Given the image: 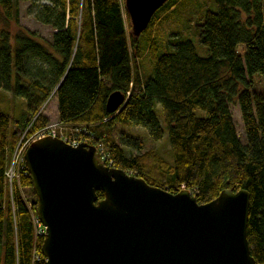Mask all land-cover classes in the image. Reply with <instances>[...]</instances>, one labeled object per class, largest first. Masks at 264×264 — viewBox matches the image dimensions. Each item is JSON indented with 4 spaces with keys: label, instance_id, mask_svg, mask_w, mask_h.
I'll return each instance as SVG.
<instances>
[{
    "label": "trees",
    "instance_id": "obj_1",
    "mask_svg": "<svg viewBox=\"0 0 264 264\" xmlns=\"http://www.w3.org/2000/svg\"><path fill=\"white\" fill-rule=\"evenodd\" d=\"M26 1L53 32L45 42L22 27L15 33L0 27V91L25 111L0 108V264H46L44 237H37L33 222L37 202L30 208L16 192L13 212L5 202L6 177L19 133L54 121L86 126L92 144H107L112 165L172 193L189 188L200 203L227 188L246 189L251 255L264 264V0H216L215 9L203 11L194 26L208 55L180 37L164 51L150 33L158 12L174 9L175 0L156 11L139 37L128 33L124 0ZM21 2L0 0V19L20 25ZM145 52L146 74L140 66ZM115 90L126 103L111 113L106 104ZM232 104L241 108L246 143ZM164 124L171 162L152 148L135 153L144 147L141 137L114 133L139 125L160 142ZM21 180L32 187L28 176ZM98 194L104 197L103 190Z\"/></svg>",
    "mask_w": 264,
    "mask_h": 264
},
{
    "label": "water",
    "instance_id": "obj_2",
    "mask_svg": "<svg viewBox=\"0 0 264 264\" xmlns=\"http://www.w3.org/2000/svg\"><path fill=\"white\" fill-rule=\"evenodd\" d=\"M125 2L139 37L167 0ZM107 100L113 113L126 95L115 90ZM24 158L46 226V264H258L246 189L227 188L200 203L189 188L172 193L106 165L96 144L73 146L55 135L32 141Z\"/></svg>",
    "mask_w": 264,
    "mask_h": 264
},
{
    "label": "rangeland",
    "instance_id": "obj_3",
    "mask_svg": "<svg viewBox=\"0 0 264 264\" xmlns=\"http://www.w3.org/2000/svg\"><path fill=\"white\" fill-rule=\"evenodd\" d=\"M46 1H48V0H41V2H44V3H46ZM175 1L177 2V5L175 6L174 9H173V7L168 8V9L166 7L165 9L160 10L158 12L157 17L155 18V20L153 22L154 24H153L152 29L150 30V33L157 39V42L159 44H161V48L164 51L171 50L173 48L171 45H169L167 43H169L170 41H175V39H177V37H180L182 39H191L196 44L197 52L199 54L208 55L207 48L204 47L201 44V42H199L198 32L196 31L194 24L198 20V18L201 16L203 11H205L208 8L209 9H215L216 0H175ZM124 2H125V0H124ZM171 3H175L174 0H172L170 2V4ZM30 4H31V2L26 1V0H24V2L20 3V7H21L20 17H19L20 18V25L16 24L15 21L11 22L7 25L5 23V21H2V19H0V27L8 26L9 29H11L13 33H15L19 27H22L25 30L27 29V30H30L31 32H35L43 41H45V42L50 41L52 39L51 38V34L53 32L52 27H50L49 25L42 24L36 17L33 16V14L30 13V11H29V8L31 7ZM125 19H126V24H127V30H128L129 35H130V32L132 34L131 19L128 20L127 17ZM240 51H241V48H240ZM146 55H147L146 52L142 55L141 63H140V66H143V68H144V70H142V71L143 72L145 71V74L148 72V67L145 66L146 65L145 61L147 59ZM16 103L17 104H14V101L11 99V95L8 96V95L4 94L2 91H0V108H1V110L6 112L8 106H10L9 110H11L12 113L15 114V112H13L14 109H16L18 111V112H16L17 115L24 113L25 112L24 111V105L20 104L19 101ZM231 106H232V109H231L232 110V116L234 117V122H235V125L237 127L239 138H241L243 143H246L247 138H245V130L243 127V116H241V108L237 104H232ZM118 109H120V107ZM118 109L116 110V112L118 111ZM48 110L51 112V109H48ZM116 112H113V113H116ZM157 112L160 115V118L163 119L162 109H160V105L159 106L157 105ZM25 115H26V113H25ZM32 120L33 121L36 120L35 116H32ZM52 125H58V126H56L58 128L57 129L58 130L57 131L58 137H60L61 132H63L64 135L65 134L71 135L73 133V131H75L74 130L75 128L81 127V124H75V123L66 124L63 122L60 123L58 121H54L52 123ZM52 125L50 127L51 131H52V129L56 128V127L52 128ZM15 128L17 130V127H15ZM164 128L166 130V134H165L164 138L162 139V141L160 140V142L154 141L150 137V135H148L149 132L146 130V128L139 126V125L138 126L132 125V126H129L127 128H125V127L123 128V127L118 126V128L114 131V133H115V136L117 138V135H119V134L121 135V130L124 129L125 132L129 131L132 134H134V136L141 137V139H144V142H145L144 147L139 151L137 149H134L135 153H142V152L150 150V148H152V149L158 151L160 153V155H163L164 158L166 159V161L171 162L173 159V156H171L170 148L168 145V142H169L168 141V130L166 129V124H164ZM39 129H41V128H39ZM24 130L19 133V139L16 142L13 149H11L10 154H9L10 167L13 166V168H14V166H15L17 175L13 179V182H11V183L8 181V178L6 177L7 198H6L5 202L7 204H9V203L11 204L13 212H15V209H16V202H15L16 192H19L21 194V196L23 197L24 201H26L29 204H33V203L37 202L36 201L37 195H36L35 190H33V186L30 187V186L22 185L21 179L23 176H26V175L21 174V176L19 178V173L21 172V168L23 166L22 163L26 164V160L24 161L22 158H19V156L17 157L16 149H17L21 139L24 138L26 140V138H28V139L35 138V133L38 131V129L30 130V132H28L27 135L26 134L24 135V133H23ZM32 141H34V140H32ZM32 141L27 146L28 148L31 145ZM97 145H99V144L97 143ZM103 148L106 151L108 149L107 144H105ZM26 168H27V165H26ZM29 176H30V173H29ZM12 184H13V187L11 186ZM36 227H37V225H36ZM36 227H35V233L37 234V237H39V238L44 237V236L39 235L40 233H37L38 230L36 229ZM0 257H3V249L1 247H0ZM36 257L41 258V256L38 254H35V258Z\"/></svg>",
    "mask_w": 264,
    "mask_h": 264
},
{
    "label": "built area",
    "instance_id": "obj_4",
    "mask_svg": "<svg viewBox=\"0 0 264 264\" xmlns=\"http://www.w3.org/2000/svg\"><path fill=\"white\" fill-rule=\"evenodd\" d=\"M35 119H37V117H35ZM52 125V123H51ZM51 125H47L45 127H41V129H38V131L35 133V138H26V140L23 138L21 139L17 149H16V155L17 157L19 156V158H22L24 161L26 160V158H24L25 156V153H26V150H27V146L30 144V142L32 140H37V139H41L42 137H45V136H49V135H55L57 136V127L58 125H52V128L53 127H56L54 129H50ZM61 125V124H60ZM30 127L27 128L23 133L24 135L28 132H30ZM75 131H73V133L71 135H64L63 132H61L60 134V137L62 139H64L65 141H67L69 144L71 145H78L80 143H89V144H92L90 141L92 140L91 136L89 135L90 131H88V128L86 126H81L80 128H75L74 129ZM99 145H97V153L98 155L100 156V159L102 160V162H104L106 165H111V166H114L112 165L111 162L108 161V154H106V151L104 150V145L101 144V143H98ZM95 145V144H94ZM22 168H21V172L19 173V178L22 175H26V176H29V169L28 167L26 168V165L25 163H22ZM9 167H10V164H9ZM8 167V171H7V178H8V181L11 183L13 182V179L16 177L17 173H16V169H15V166L13 168V166H11L10 168ZM10 170V171H9ZM13 187V184L11 185ZM29 207L31 208L33 206V204H29ZM33 222L35 224V227L36 229L38 230L37 233H40L39 235L41 236H44L45 235V231H46V226H44V224L41 222L39 216L37 213H34L33 215Z\"/></svg>",
    "mask_w": 264,
    "mask_h": 264
}]
</instances>
